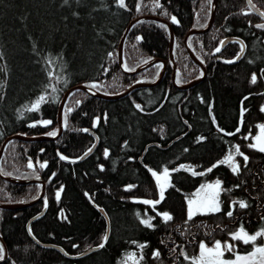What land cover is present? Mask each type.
I'll return each instance as SVG.
<instances>
[{
	"label": "trees",
	"instance_id": "trees-1",
	"mask_svg": "<svg viewBox=\"0 0 264 264\" xmlns=\"http://www.w3.org/2000/svg\"><path fill=\"white\" fill-rule=\"evenodd\" d=\"M212 1L125 0L127 7L121 8L117 0H68L66 4L64 0H0V148L13 135L22 138H11L6 144L0 172L45 182V195L35 204L0 208V236L7 247V258L0 264H122L129 253L143 255L140 264H189L180 255L181 248L189 256L197 255L201 241L234 245L233 252L225 251L227 258L253 250L252 243L234 241L231 234L241 227L249 234L264 230V153L249 148L255 141L244 138L250 133L255 136L257 126L264 124V29L256 27L264 19L251 11L246 0H216L212 28L188 40L194 56L206 67L205 79L179 90L171 79L169 26L177 84L203 76L202 68L189 57L184 39L189 31L208 25ZM252 1L264 12V0ZM157 2L161 7L155 6ZM144 16L150 18L134 23L124 38V67L133 71L151 60L166 61L162 81L116 99L73 91L62 112L68 124L59 134V105L71 88L85 85L104 96H116L137 83L157 81L161 62L136 75L124 74L119 67L118 49L127 26ZM173 16L178 23L172 22ZM229 37L245 44L242 57L234 63L225 61L241 52L239 42L215 51ZM49 72L54 74L52 80ZM49 85L57 91L52 92ZM40 95H46L48 102L38 111H26ZM242 109H246L243 124ZM44 120L52 123L45 126ZM218 128L235 134L224 135ZM56 130V136L47 135ZM96 141V149L81 160ZM236 145L249 157L247 166L241 156H235L238 174L226 164L207 171L229 152L234 154ZM60 155L67 159L60 160ZM45 162L47 166L40 168ZM165 167L172 186L154 211L142 202L159 199L149 169L160 174ZM193 171L205 174L193 175ZM215 180L221 181L222 211L196 215L185 223L189 195ZM41 188L40 183L20 185L0 179V204L31 202ZM233 201H245L248 206L241 209ZM230 205L231 217L225 214ZM99 207L109 220L106 242L107 221ZM156 212H167L173 219L165 223ZM148 217H155L154 228L140 223V218ZM33 218L30 234L41 245L29 235ZM102 242L105 246L100 248ZM48 244L60 246L70 257L42 246ZM139 244L147 247L141 250ZM91 248L95 249L90 254L80 256ZM154 250L160 251L159 259L153 258Z\"/></svg>",
	"mask_w": 264,
	"mask_h": 264
},
{
	"label": "snow or ice",
	"instance_id": "snow-or-ice-1",
	"mask_svg": "<svg viewBox=\"0 0 264 264\" xmlns=\"http://www.w3.org/2000/svg\"><path fill=\"white\" fill-rule=\"evenodd\" d=\"M64 3H68V0H64ZM209 3H211V0H209ZM249 5H251L253 7V9H255V5H252V0H248ZM117 4L119 7L121 8H126V3L125 0H117ZM155 6L157 8L161 7V5L157 2L155 4ZM137 10L139 11V6H137ZM244 14H248V13H244ZM259 15L264 18V12H260ZM172 22L173 23H178V21L176 20V17L173 16L172 18ZM163 27V25H162ZM256 27L264 29V24H258L256 25ZM139 39V38H138ZM223 43V42H221ZM217 53H219L221 51L220 47H217L215 50ZM241 51H243V46L241 47ZM0 59H2V54H0ZM237 59H239V57H237ZM234 60H226L225 63H234ZM49 63H52V61L50 60ZM49 80L53 79V73L49 72ZM257 82V77L255 74L252 75L251 77V83L255 84ZM48 87L51 88L52 92H56L57 89L52 86L49 85ZM91 87L95 88L97 87V85L93 84L91 85ZM48 88L46 87L45 92H47ZM244 99H248V97H245ZM48 102V97L46 95H40L38 96V98L31 103L29 106H26V111L28 112H34V111H38L40 109V106L42 103H46ZM79 103V102H77ZM136 107L138 109H141L140 105H136ZM142 110V109H141ZM68 111H71V109H68ZM246 111V109H242L241 110V121L240 123L243 124V113ZM261 111L264 112V107L261 108ZM214 119V118H213ZM43 125L47 126L50 125L52 122L49 120H44L42 121ZM99 123V120L97 119L96 122L94 123V127L95 125ZM68 124V120H67V116L64 117L63 120V126L67 127ZM32 127H35L36 125L33 124L31 125ZM259 128V134L255 135V136H251V133L249 134V136L244 137L245 139H248L249 137H251L255 142L252 144H249L248 147L249 148H253L255 150H258L261 153H264V124L258 125L257 126ZM81 131L84 132H88V129H81ZM218 131H221L224 133V135H234L235 133H227L224 132L223 129L218 128ZM237 132L240 131L239 128L236 129ZM58 134V130L56 131H50L47 133V135L49 136H56ZM203 139L198 138V142L199 140ZM94 147V145H93ZM92 151V148H89L88 151H86L84 153L83 156L80 157V159H83L85 156H87L89 154V152ZM185 151H187V149H185ZM104 156L105 158H107L109 156V152L108 149L104 150ZM235 156H241L245 162V166H247V161L249 159V157L247 155H245L244 153H242L240 151V147L238 145L234 146V154L233 152H229L228 155L221 161H219L217 164H214L212 167L208 168L207 171L210 172L212 171L213 167H217L220 164H226L228 166H230L231 171L234 174H238L239 173V165L237 163H235ZM60 160H65L67 159V157H65L64 155H60ZM40 168H45L46 162L45 163H40ZM28 167L32 168L33 164L31 161H29L28 163ZM184 166L181 165L180 168L174 169L173 171H179L181 168H183ZM101 170H103V166H101ZM184 170H188V169H184ZM149 171L151 172V175L155 178L156 184L158 186L159 189V199L157 200H144L142 201L144 204L150 205L153 210L155 211L156 209V205L159 204L160 202L163 201V199L165 198V191L168 187H171L172 185L170 184V172L168 168H164L163 172L158 174L157 171H153L152 169H149ZM193 175H204V172L201 173H197L195 171L192 172ZM131 185L128 186V188L130 189ZM237 187H239V185H237ZM221 191H222V186H221V181L217 180L214 184H206V185H201L200 189H198L195 193L192 194V196L190 198H187V220L185 221V223H187L188 221L193 220V218L196 215H206V214H215V213H219L222 211L221 208V201H220V195H221ZM59 191L56 193L57 199H59ZM239 206V208L243 209L246 208L248 205L245 201H233L232 205H237ZM232 206L230 205V210H228L225 214L229 217H231L233 215V211L231 210ZM157 216H161L163 221L165 223L171 221L173 219V217L167 213V212H156ZM137 216L139 218V213H137ZM155 219V217H148V218H140V223L142 225H144L146 228H154L155 225L152 223V220ZM29 232H31V229H29ZM258 237H264V230H261L259 232H256L255 234H249L247 233L243 227H241L239 229V231L233 232L231 234V239L234 241H242L244 244H249L252 243L253 244V250H250L248 252L247 255H238L235 254V259H224V254L225 251L228 252H233L234 249V245L232 244H223L220 241H215L213 246L209 247L205 242L201 241L198 244V254L197 255H193V256H189L187 252H185L182 248H181V252L180 255H182L184 257V259L186 261L189 262V264H264V244L262 245H256V241ZM108 239L107 235H105L103 237L104 242H106ZM104 242H102L99 247L103 248L105 246ZM163 242V241H162ZM135 243V242H134ZM138 247L143 250L145 247H147L146 244H139ZM4 248L2 245H0V260H4L5 256H4ZM171 251L175 252V249H172ZM153 258L155 259H159L160 258V251L159 250H154L153 253ZM144 259L143 255H141L139 257V259H137L136 254L135 253H129L124 257V260L122 262V264H128L129 261H132V264H140V261H142Z\"/></svg>",
	"mask_w": 264,
	"mask_h": 264
},
{
	"label": "water",
	"instance_id": "water-1",
	"mask_svg": "<svg viewBox=\"0 0 264 264\" xmlns=\"http://www.w3.org/2000/svg\"><path fill=\"white\" fill-rule=\"evenodd\" d=\"M247 1V3H248V0H246ZM212 3H213V6H212V11H211V18L209 19V21H208V25L205 27V28H203V29H198V30H191V31H189L188 33H187V35H186V37H185V39H184V47L186 48V51H187V53H188V55H189V57H191V59L199 66V67H201L202 68V71H203V76L202 77H200V79H198V80H195V81H192V82H190L189 84H186V85H178L177 84V82H176V74H177V68H176V65H175V59L173 58V51H174V47H173V44H174V37H173V31H172V27L171 26H169V30H170V37H171V40H170V45H169V47H170V50H169V58L171 59V63L173 64V69H174V72H173V74H172V83H173V86L176 88V89H190V87H192V86H194V85H196V84H198V83H200V81L201 80H203V79H205V76H206V67H204V65L200 62V61H198V59L194 56V53L192 52V49H191V47H189V44H188V40H189V38H190V35H195V34H198V33H206V32H208L209 31V29H211L212 28V26H213V22H214V20H215V17H216V9H217V3H216V0H213L212 1ZM252 5H254V3H253V1H252ZM248 6H249V8L251 9V11L252 12H254L257 16H259L260 18H262L260 15H259V13L260 12H263V11H260L256 6H255V9H253V7L251 6V5H249V3H248ZM147 18H150V17H148V16H144V17H139V18H136V19H134L128 26H127V29H126V31H125V33H124V35H123V37H122V41L120 42V45H119V54H118V60H119V67H120V70L124 73V74H128V75H136L137 73H140V72H143V71H145L146 70V68H148V67H150V66H152V65H154V64H156L157 62H161L162 63V65H163V67H162V71H161V73H160V75L158 76V78H157V81L156 82H153V83H147V84H145V83H137L136 85H134L133 87H131V88H129L128 90H126V93H124V94H120V95H116V96H107V95H103V94H101V93H98L97 91H93V90H91L90 88H88L87 86H85V85H78V86H75V87H73V88H71L70 90H68L67 92H65V94H64V97H63V100H62V102L60 103V108H59V112H58V116H59V118H58V127H60L59 128V134L63 131V129H64V127H63V116H62V112H63V108H64V103H65V101H66V99L71 95V93H73V91H75V90H84L85 92H87L88 94H90V95H92V96H97V97H100V98H103V99H116V98H118V97H122V96H126L127 94H129L131 91H133V90H135V89H137V87H147V86H154V85H157L160 81H162L161 79L163 78V76H164V74H165V72H166V61H162V60H160V59H157V60H151V61H148V62H146V64H144V65H141V66H139V67H137L135 70H133V71H127L126 70V68L124 67V60H123V44H124V38H125V36L127 35V33L129 32V30L131 29L130 27L132 26V25H134V23H136V22H138V21H142V20H144V19H147ZM153 18V17H152ZM262 19H264V18H262ZM160 20V19H159ZM161 21H163V20H161ZM232 41H237V42H239L240 44H242V46H243V51H241L239 54H238V56L237 57H239V59L242 57V54H243V52H244V50H245V44L243 43V41L242 40H239L238 38H235V37H229V38H225L223 41H221V42H223V43H220V48H221V50H223L226 46H227V44H229L230 42H232ZM237 57L234 59V61H238L239 59H237ZM11 138H19V139H22L20 136H16V135H13V136H11L10 138H7L6 139V141H4L3 142V144L1 145V148H0V158H1V155L3 154V150H4V148H5V146H6V144L11 140ZM96 147H97V141H96V143L94 144V147L92 148V151H94L95 149H96ZM92 151L91 152H89V154L90 153H92ZM86 157V156H85ZM85 157L83 158V159H85ZM83 159H81V160H83ZM0 179L2 180H4V181H7V182H10V183H16V184H20V185H24V184H34V183H40L41 185H42V188H41V193L35 198V200H33V201H31V202H27V203H25V204H14V205H10V204H0V208L1 209H7V210H14V209H24L25 207H27V206H31V205H33V204H35L37 201H39V200H41V199H43V197H44V195H45V182L41 179V178H37V177H34V178H32V179H24V180H19V179H15V178H10V177H7V176H4L1 172H0ZM97 210H99V212L104 216V218H105V220L107 221V237H108V235H109V233H110V231H109V220H108V218H107V216H106V214H105V211L104 210H102V208H97ZM43 215V213H41L40 215H38V216H42ZM37 218V217H36ZM36 218H33L30 222H29V225H28V231H29V227H30V223L32 222V221H34ZM29 235H31L30 234V232H29ZM31 238L35 241V242H37L36 240H35V238L33 237V235H31ZM38 243V242H37ZM39 244V243H38ZM0 245H2L3 246V248H4V256H5V258H4V260H0V262H4L5 260H6V256H7V247L4 245V242H3V240H2V238H1V236H0ZM39 245H41V244H39ZM43 247H45V248H53V249H55V250H57L58 252H60L61 254H63V255H65L66 257H70L69 255H67L65 252H64V250L59 246V247H57V246H53V245H42ZM95 248H91L90 250H87V251H84L83 253H81L80 254V256H84V255H87V254H90L91 253V251H93ZM80 256H74V257H80Z\"/></svg>",
	"mask_w": 264,
	"mask_h": 264
},
{
	"label": "rangeland",
	"instance_id": "rangeland-1",
	"mask_svg": "<svg viewBox=\"0 0 264 264\" xmlns=\"http://www.w3.org/2000/svg\"><path fill=\"white\" fill-rule=\"evenodd\" d=\"M262 107H264V104H263ZM258 129H259V128H258ZM258 134H259V131H258V133H257L256 135H258ZM216 181H217V180H215V181H213V182H206L205 185H206V184H214ZM198 189H200V188H198ZM198 189H197V190H198ZM197 190H195L193 193H195ZM193 193H192V194H193ZM192 194H190L188 198H190V197L192 196ZM258 241L260 242L259 245L264 244V237H262L261 240L258 238ZM208 246L211 247V246H213V244H212V245H209V244H208ZM225 254H226V253H225ZM225 254H224V259H233V260L235 259V255H234V254H233V256H231L230 258L225 257ZM238 255H239V254H238ZM136 257H137V259H139V256L136 255ZM123 260H124V259H123ZM128 264H132V261H129Z\"/></svg>",
	"mask_w": 264,
	"mask_h": 264
}]
</instances>
